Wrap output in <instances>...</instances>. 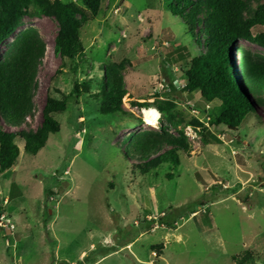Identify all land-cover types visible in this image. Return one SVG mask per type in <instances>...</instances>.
I'll return each mask as SVG.
<instances>
[{
  "label": "rangeland",
  "instance_id": "374dc122",
  "mask_svg": "<svg viewBox=\"0 0 264 264\" xmlns=\"http://www.w3.org/2000/svg\"><path fill=\"white\" fill-rule=\"evenodd\" d=\"M170 1L102 0L97 17L78 31L84 51L76 67L54 53L51 18L23 17L0 45L1 57L17 33L35 28L45 46L32 115L2 129L35 131L47 93L66 98L64 112L53 114L60 131L35 156L16 138L19 156L0 173V264H234L246 252L244 264H264V108L248 93L237 61L240 47L264 50L239 41L230 57L253 111L239 126L214 125L209 114L216 110L197 91L169 93L190 145L179 168L141 175L134 160L122 158L132 134L164 128L176 135L159 113L147 124L138 106L170 83L180 90L184 67L177 63L198 53L184 22L169 13ZM109 64L123 66L126 94L121 113L101 115L94 94ZM192 118L217 142L203 144L199 129L185 125Z\"/></svg>",
  "mask_w": 264,
  "mask_h": 264
},
{
  "label": "trees",
  "instance_id": "16d2710c",
  "mask_svg": "<svg viewBox=\"0 0 264 264\" xmlns=\"http://www.w3.org/2000/svg\"><path fill=\"white\" fill-rule=\"evenodd\" d=\"M253 1L169 2V13L184 22L198 53L177 63L184 67L185 85L180 90L170 83L154 94L153 103L138 104L145 109H156L165 124L176 130V135L164 128L130 135L122 158L124 161L134 160V171L144 175L164 165L171 169L179 168V154L188 155L190 152V145L183 132L184 126L177 129L178 124L182 122L176 110V100L169 97V93L191 94L197 91L208 107L216 110L209 114L214 125L237 127L245 115L253 113L250 104L243 98L238 76L230 64L234 46L239 41L264 50V3L252 5ZM101 3L102 0H79V4L60 0H0V45L15 34L23 17L51 18L57 25L53 39L54 53L76 67L75 62L82 57L84 51L78 31L85 22L97 17ZM256 26L263 27V31L252 34L251 29ZM44 52L45 46L38 31L35 28H27L13 37L0 57V173L12 169L19 156L16 138L23 141L25 154L35 156L44 148L49 134L60 131V125L53 118V114L64 112L66 98L57 99L51 93H47L45 97L41 123L35 131L10 132L1 126L4 122L7 126L19 127L32 115V95ZM237 61L241 69L239 74L248 93L264 108V52H251L240 47ZM119 67L122 69L123 66L109 64L103 69L104 76L94 94L99 99L98 111L101 115L123 111L121 101L126 90L122 86ZM54 91L58 93L56 89ZM71 93L75 98L80 95L77 83H73ZM186 123L187 126L199 129L198 134L203 144H211V140L217 142L216 137L197 119L192 118ZM44 195L47 199L46 191ZM1 211L0 208V213ZM249 256L246 252L240 260L233 257L234 264H244Z\"/></svg>",
  "mask_w": 264,
  "mask_h": 264
},
{
  "label": "bare ground",
  "instance_id": "6f19581e",
  "mask_svg": "<svg viewBox=\"0 0 264 264\" xmlns=\"http://www.w3.org/2000/svg\"><path fill=\"white\" fill-rule=\"evenodd\" d=\"M144 115L146 118V123L153 125L158 118V112L155 109L149 108L144 110Z\"/></svg>",
  "mask_w": 264,
  "mask_h": 264
}]
</instances>
